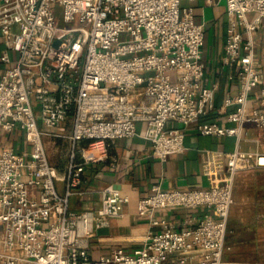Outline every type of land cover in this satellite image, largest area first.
I'll use <instances>...</instances> for the list:
<instances>
[{
    "label": "built area",
    "instance_id": "1",
    "mask_svg": "<svg viewBox=\"0 0 264 264\" xmlns=\"http://www.w3.org/2000/svg\"><path fill=\"white\" fill-rule=\"evenodd\" d=\"M191 1L1 0L0 57L9 65L0 75V264H260L227 257V234L236 174L264 166L262 152L240 149L246 125L264 128V0H225L223 69L236 89L223 97V120H209L220 83L207 82L206 29ZM138 123L163 162L185 151L192 126L235 137L236 146L226 165L222 152L207 151V188L154 184L136 201L150 227L142 245L94 258L92 237L124 215L131 195L111 183L99 189L97 209L76 211L71 199L87 193L86 167L138 135ZM43 136L69 143L63 172Z\"/></svg>",
    "mask_w": 264,
    "mask_h": 264
},
{
    "label": "crops",
    "instance_id": "2",
    "mask_svg": "<svg viewBox=\"0 0 264 264\" xmlns=\"http://www.w3.org/2000/svg\"><path fill=\"white\" fill-rule=\"evenodd\" d=\"M186 3L194 6L197 22L205 24L207 82L220 83L209 120H223V116L218 113L223 97L236 89V85L228 80V69H223L227 28L231 17L226 11L225 0H195ZM5 48L0 32V55ZM8 65L0 57V75ZM71 127L70 118L65 125L66 131H70ZM138 131L139 134L132 138L116 140L107 161L86 167L83 184L87 193L71 199V207L76 211L97 209L101 203L99 189L111 183L124 187L131 195L130 201L124 205V215L111 219L108 227L97 230L92 237L91 253L94 258L108 254L115 247L121 246L132 251L142 245L150 227L146 219L135 215L136 201L150 195L154 184L161 183L166 189L207 188L211 185L210 178L203 169L207 151L222 152V161L226 165L227 153L236 146L235 137L201 136L192 126L186 134L185 151L173 154L163 162L153 154L151 142L143 136V123H138ZM1 140L4 143L8 141V145L13 143L16 148L22 147L18 137L2 135ZM240 149L258 150L264 154V128L246 125ZM62 166L56 167L63 172L66 165ZM233 198L227 234L230 246L227 257L264 264V166L242 170L236 174ZM204 211V208L162 209L158 214L179 218L186 213L200 214Z\"/></svg>",
    "mask_w": 264,
    "mask_h": 264
},
{
    "label": "rangeland",
    "instance_id": "3",
    "mask_svg": "<svg viewBox=\"0 0 264 264\" xmlns=\"http://www.w3.org/2000/svg\"><path fill=\"white\" fill-rule=\"evenodd\" d=\"M58 9V15H61L60 7ZM251 17V15H250ZM260 58H262V45L259 47ZM39 125L40 120H39ZM44 141L47 143V137L43 136ZM47 150L50 155V160L53 164L65 166L69 161V143L64 140L58 141L56 145L47 143ZM62 166V167H63Z\"/></svg>",
    "mask_w": 264,
    "mask_h": 264
}]
</instances>
